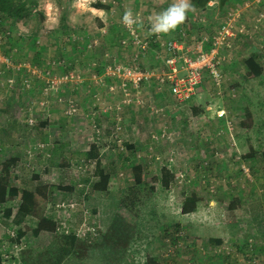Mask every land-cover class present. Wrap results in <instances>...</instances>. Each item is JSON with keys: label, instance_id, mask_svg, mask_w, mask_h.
<instances>
[{"label": "rangeland", "instance_id": "obj_1", "mask_svg": "<svg viewBox=\"0 0 264 264\" xmlns=\"http://www.w3.org/2000/svg\"><path fill=\"white\" fill-rule=\"evenodd\" d=\"M171 3L38 0L35 11L43 13L44 20L29 16L6 24L18 35L35 33L44 63L18 62L21 49L6 46L13 63L36 74L29 73L31 90L20 87L23 73L12 72L19 85L0 88V158L16 159L11 176L18 187L51 186L55 193L50 194V216L60 228L65 225L87 239L91 234L85 237L84 231L93 228L86 225L91 219L82 212L80 193L95 180L96 160L86 152L99 144L101 162L113 174L109 192L128 202L135 238L124 254L98 249L80 264H264V73L249 77L244 63L256 54L264 68V0L211 1L205 10L193 7L184 25L161 36L163 41L183 37L184 54L194 53L202 39V48L208 45L206 51L214 49L222 61L220 84L205 72L196 95L182 104L156 95V84L150 81L141 93H111L109 66L142 64L153 76L165 69L163 56L157 60L151 51L141 57L131 34L121 38L125 9L141 16L137 29L144 40L149 39L148 17ZM22 43L18 47L27 50ZM3 45L0 40L1 59ZM72 62L75 65L68 66ZM102 63L103 72L98 70ZM50 80L52 86L57 84L45 94L44 82ZM27 112L46 126L30 128ZM133 164L144 168L142 189L135 187ZM164 168L172 176L167 186ZM191 195L199 198L197 210L183 214V201ZM63 202L75 203L70 214L56 211V204ZM19 205L18 198L0 205L2 212L9 206L15 210L8 221L0 216V240L12 229L28 230L22 244L9 250L14 264H20L22 249L48 247L56 237L34 235L36 223L30 217L16 222ZM93 227L98 234L90 241L101 237L97 225ZM214 238L224 243L209 244Z\"/></svg>", "mask_w": 264, "mask_h": 264}, {"label": "trees", "instance_id": "obj_2", "mask_svg": "<svg viewBox=\"0 0 264 264\" xmlns=\"http://www.w3.org/2000/svg\"><path fill=\"white\" fill-rule=\"evenodd\" d=\"M211 1H219L220 3H224L225 0H190L193 7L197 10H205ZM37 5L38 0H0V40L4 41V57L8 63V65L5 63H0V88L7 89L9 86L10 89L15 88L17 84L19 85L18 77L16 74L12 73H23L24 77L20 82V87L27 91L31 90L32 87L29 73L36 74V72H33L35 69H30L25 65L13 63L9 54L6 53V46L11 48L10 50H12L13 48L21 49L22 53H19V56H16L18 62H30L37 65H41V63H44V53L37 43L38 40L35 33L31 35H18L17 32L13 31L12 27L10 29H7L6 26V24L8 25V23L14 24L17 21L29 16H35L40 19V21L44 20V14L35 11ZM99 8L104 7L102 5H99ZM147 26L150 25L148 24ZM54 33L55 32H51V35L53 36ZM120 33L121 38H123L126 37L127 33L129 32L125 29V27H121ZM137 34L138 39L141 42H147V48L144 51H142L140 47H136L139 49V55L142 57L144 55L143 53L148 54L149 52L153 51L156 52L157 60H161L163 56L164 59H162V63L165 66V69L163 71H169L168 66L165 64L166 58L177 56L179 57L180 55L184 54L176 49H167L166 46L162 45V43H166L167 41H176L178 43H182L184 42L183 37L172 36L170 40L163 41V38L160 36L157 40H155L156 36L150 33L148 27L147 35L149 39L146 38L143 40L139 35L138 29ZM21 41H24V43L22 44L26 46L27 50L23 47H18L20 46L19 43H21ZM200 42H202V39L198 41L197 44H199ZM203 44H205V42H203ZM207 48L208 45L203 46L204 51L208 50ZM28 53H31V55L26 56V54ZM161 53L163 55H161ZM260 60V57L256 54L251 55L245 60L244 63L247 69V75L249 77L260 78L263 75L264 68L260 63ZM73 65H75L74 62H72L68 66ZM136 67L144 71L142 69V64ZM105 69L106 67H104V63L98 66V70H100L101 72H103ZM8 73H10V75H7ZM10 80H12V82ZM149 81L150 83L157 85L156 78L150 79ZM149 81H147V83H149ZM146 84L140 89V93L141 91H143V89H145ZM46 86L47 83L44 82L42 92L45 94ZM119 93L122 92L118 89L116 94ZM155 93L156 95L160 93L164 94L165 96L168 93L174 99V97L168 91L159 92L157 90V86ZM174 101L176 102L175 99ZM193 110L195 113L198 112L197 107H194ZM27 116L28 117L26 121L30 128H36L37 126L39 127V129H41V126H46V123H37L31 113L29 115L27 112ZM117 119L119 121L117 122V130H121L122 127L120 124V118L117 117ZM37 145L40 146L39 143H37ZM126 146H129V148L133 147V145L128 144ZM86 156L90 160H96L94 168L95 171L93 175L95 180L92 181L90 189L88 191L80 193V203L83 208L82 212L84 214H88L89 218L91 219V224L86 223V225H89L91 227V230L93 228L92 232L84 231V233L86 232L85 234L83 233L85 237H87L88 234H91L92 236H89V238L87 239L81 238L80 235H78L75 231H69L68 228H65V225H62L60 228V226L58 225L59 222H57L52 216H50L51 211L48 210L50 194L51 192L55 193L51 186L39 185L33 189H23L18 187L15 184L14 178L11 176L12 167L17 162L16 159L9 158L3 160L0 158V205H6L11 200L18 198L20 205L16 210V222L20 223L22 219L24 220L25 218L30 217L36 223L34 227L35 229H33L34 235H39L40 233H50L56 236L54 243L50 244L48 247H29L22 249L20 251V264H70V262L80 264L86 262L91 257V254L98 249H109L117 256L120 255V253L124 254L128 250L130 243L135 238V226L133 223L134 214L132 213V210L130 209L127 201L116 198L109 192L113 174H111L106 165H103L101 162L99 144L93 143L90 146V149L86 152ZM246 157L251 159L252 155ZM143 169L144 168L140 164H133L132 166L134 183L136 185L135 187H138V189H142V187L145 186L142 175ZM163 177L165 186L169 185L172 176L166 168L163 169ZM60 188H58V190H60ZM61 189L64 191H75V188L72 187H63ZM198 202L199 198L197 197V195L185 197L181 208L182 213L191 214L195 212L197 210ZM73 204L75 205V203ZM55 207L56 211L58 212L63 211L68 212L69 214L72 212V207L69 205V203H67V205L64 204V202L60 204L57 203ZM14 211V208L9 206L5 210V212L0 211V216H4L5 220L8 221V219L10 220V218L15 215ZM92 224L97 225L99 235L101 237H99L98 239L95 238L96 240L94 239L93 241H90L93 236H96L98 234L96 232V227L94 228ZM62 229H64L63 233ZM27 232L28 230L26 227L25 229L19 227L5 233L4 237L0 240V249H5L2 251L0 250V264H14V262H12L13 255L9 254V250L14 246H17L18 243L22 244ZM99 239L101 240L100 242L97 241ZM223 243L224 241L222 238H214L209 240V244L215 246L217 245V247H219Z\"/></svg>", "mask_w": 264, "mask_h": 264}, {"label": "built area", "instance_id": "obj_3", "mask_svg": "<svg viewBox=\"0 0 264 264\" xmlns=\"http://www.w3.org/2000/svg\"><path fill=\"white\" fill-rule=\"evenodd\" d=\"M125 29L133 36L137 46L144 51L147 48V42H141L138 39L136 26L132 30L125 26ZM159 37L156 36L155 40ZM202 44L203 41L197 45L196 51L192 54L188 51V53L180 55L179 57L166 58L165 64L168 66L169 71H163L156 76L151 75L149 71H142L136 66H109L108 75L112 78L109 87L110 91H112L111 93L116 94L119 89L124 96H129L131 95V90L140 92V89L147 81L156 78V86L159 92L168 91L176 102L180 104L191 100L196 95L205 72L209 73V76L212 77L217 84H220L222 78L220 74V65L222 61L217 59L214 49L211 50V52H205L201 46ZM162 45L171 50L176 49L181 51L182 49L180 46L181 43L176 41H167L166 43H162ZM1 57L2 56H0L1 63L7 62L5 58L1 59ZM33 72L35 73L36 70ZM10 81L12 82V80ZM52 84L53 82H51V80L48 81L45 91L51 88ZM56 84L57 83L52 87H55ZM138 101L140 102V100ZM218 116L221 118L224 117L225 112H219ZM79 168H81V166H79ZM70 206L73 208L75 205L71 204Z\"/></svg>", "mask_w": 264, "mask_h": 264}, {"label": "clouds", "instance_id": "obj_4", "mask_svg": "<svg viewBox=\"0 0 264 264\" xmlns=\"http://www.w3.org/2000/svg\"><path fill=\"white\" fill-rule=\"evenodd\" d=\"M192 10L193 5L190 0H172L168 7L148 17L150 33L159 37L174 32L185 24L187 14ZM122 22L132 30L135 26L141 25L143 20L139 13H134L131 8H128L123 13Z\"/></svg>", "mask_w": 264, "mask_h": 264}, {"label": "crops", "instance_id": "obj_5", "mask_svg": "<svg viewBox=\"0 0 264 264\" xmlns=\"http://www.w3.org/2000/svg\"><path fill=\"white\" fill-rule=\"evenodd\" d=\"M109 95H110V94H109ZM166 95H168L169 97H171L168 93H167Z\"/></svg>", "mask_w": 264, "mask_h": 264}]
</instances>
